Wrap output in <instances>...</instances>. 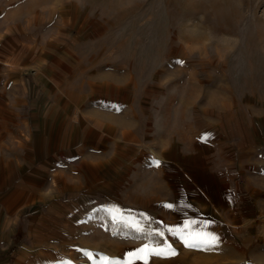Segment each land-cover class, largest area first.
Listing matches in <instances>:
<instances>
[{"label":"rangeland","instance_id":"obj_1","mask_svg":"<svg viewBox=\"0 0 264 264\" xmlns=\"http://www.w3.org/2000/svg\"><path fill=\"white\" fill-rule=\"evenodd\" d=\"M0 16L7 37L34 38L41 52L49 48L55 54L51 70L46 62L53 57L48 55L39 58L42 69H22L32 97L45 95L38 84L51 76L52 104L46 110L53 116L59 144L66 127L71 130L70 139L83 142L88 130L108 124L115 134L108 139L125 149L147 147L159 135L190 156L202 148L212 129L216 135L242 141V94L254 88L264 92V0H0ZM27 59L23 57L22 63H28ZM84 170L74 169L67 177L78 180L79 171ZM118 171L103 164L91 170L112 180L106 192L113 198L115 193L120 196L119 209L125 215L129 210L134 216L143 212L151 218L152 227L161 228L182 226L186 219L215 221L207 216H176L174 207L144 205L137 199L132 202L135 208L128 209L122 180L130 172ZM89 172L86 175L93 176ZM61 185L55 181L58 215L52 221L45 217L49 202L40 205L44 217L28 221L24 217L18 228L7 233L0 264L69 260L96 264L104 255L122 260L126 251L145 242L120 233L106 211L114 206L110 202H103L102 216L63 217ZM122 185L124 191H120ZM79 219L91 224L82 227ZM211 229L222 237L219 252L185 249L166 233L163 239L178 255L153 258L150 264H246L242 232L217 221ZM113 231L118 234L114 236ZM84 251L93 254L92 260Z\"/></svg>","mask_w":264,"mask_h":264},{"label":"crops","instance_id":"obj_2","mask_svg":"<svg viewBox=\"0 0 264 264\" xmlns=\"http://www.w3.org/2000/svg\"><path fill=\"white\" fill-rule=\"evenodd\" d=\"M2 21L0 16V249L6 248L7 233L18 228L24 217L28 221L44 214L47 219L58 215L54 210L55 181L62 184L63 217L102 216L103 202L119 208L120 196L115 193L117 198H113L106 192L112 180L91 172L103 164L114 173L120 168L130 172L122 180L126 181L123 198L128 209L135 208L136 199L159 207L172 201L176 216H207L242 232V262L264 264L263 91L254 88L242 94V141H231L212 129L202 148L197 147L190 156L159 135L147 147L125 149L108 139L115 136L108 124L88 130L83 142L70 139L71 130L66 127L59 144L52 129L53 116L47 111L52 104L51 76L38 84L45 95L32 97L22 69L40 70L39 58L48 55L53 57L46 62L51 70L55 54L49 48L41 52L34 38L7 37ZM23 57L28 63L23 64ZM133 135L139 138V134ZM154 159L162 161L161 166H153ZM81 168L93 176L79 171L78 180L67 177ZM44 203H49L45 213L40 208ZM87 222L79 219L82 227L91 224Z\"/></svg>","mask_w":264,"mask_h":264},{"label":"snow or ice","instance_id":"obj_3","mask_svg":"<svg viewBox=\"0 0 264 264\" xmlns=\"http://www.w3.org/2000/svg\"><path fill=\"white\" fill-rule=\"evenodd\" d=\"M177 63L184 64V61L178 60ZM119 110V108H116V111ZM161 164L162 161L158 159L152 161V165L155 167H159ZM163 207L171 209L174 207V204L166 203ZM101 210L105 209L102 208ZM106 211L111 216L112 223L120 230L121 234L133 235V238L142 239L145 242L139 247L126 251L122 260H113L104 255L99 257L96 264H136V262L150 264V260L153 258H174L178 255V252L172 244L163 239L166 233L177 238L185 249L203 253H216L220 251L222 237L211 229V225L215 223L213 220L197 221L195 219H186L182 226L164 224L163 228H161L152 227L151 218L143 212L137 213L134 216L129 210L128 214L125 215L116 206L109 207ZM143 222H147L148 226L146 227ZM160 223L163 224V222ZM112 234L115 236L118 233L113 231ZM83 254L89 260H92L93 254L91 252L84 251ZM64 264H72V262L69 260L65 261Z\"/></svg>","mask_w":264,"mask_h":264}]
</instances>
